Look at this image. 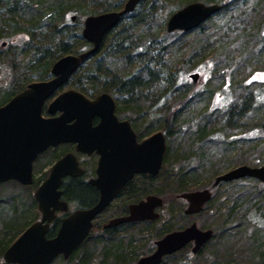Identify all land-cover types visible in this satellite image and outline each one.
<instances>
[{"label": "trees", "instance_id": "1", "mask_svg": "<svg viewBox=\"0 0 264 264\" xmlns=\"http://www.w3.org/2000/svg\"><path fill=\"white\" fill-rule=\"evenodd\" d=\"M126 1L0 0V13L6 15V20L0 21V29L7 27L18 29V32L25 34V40L29 36L31 41L38 25L41 24V28L49 30V33H44L46 35L42 43L40 42L45 49L34 48L30 51L26 49L27 62L25 60L24 64H29L26 66L29 71L25 74L26 81L20 90L33 81L47 80L52 64L59 58L81 53L91 47L81 37L82 20L76 17L73 24L60 26L65 23L67 12L83 15L87 13L86 17L94 16L119 11ZM193 2L220 5L221 10L216 14L217 16L234 8L230 0H143L131 14L123 17L118 25L107 32L97 53L86 60L69 79L71 87L88 97L100 93L114 96L117 99L118 112L134 123L138 134L151 132L156 129L154 128L156 126L158 127L156 130L164 132L167 142L169 138L181 142L178 145L182 153L170 154L171 165L168 163L169 147L168 150L166 149L163 166L167 165L168 170L162 166L161 171L152 178L151 183L143 179L144 177L135 181L136 187L132 186L131 193L127 194L128 198H135V201L147 195L145 192L151 187L156 188L163 183L164 186L168 183L170 193L176 196L191 190L206 188V185L197 188L195 184L203 176L201 173L214 163L213 157L208 152L215 150L219 144L222 150H229V152L234 150L237 142L264 144V81H253L252 84H256L253 88H249L252 84L248 86L242 84L245 86L242 97L239 98L237 95V100L229 105L226 111L222 110L217 126L216 124L212 126L216 119L212 118L209 112L220 109L209 103V99H207L206 106H203V111L193 110V107L203 99L201 90L193 93L191 91L193 84H186L180 79V73L174 65L175 62L172 63L170 60L182 49L181 39L187 33L175 32L171 38L175 35L176 39L161 37L159 40L156 31L162 24L158 32L167 36L164 24L168 18L177 10ZM84 8L89 11H85ZM211 19L205 21L196 30L201 34L202 31L210 32L208 31L210 27L206 26L207 29L204 27ZM263 24L255 25L256 28H260ZM207 38L208 36L205 35L199 40L196 39V46L204 44ZM30 42L25 47L31 48L28 46ZM253 44L258 50V53L255 52L257 57H262L264 38L255 39ZM196 50L200 51L199 47ZM44 59L46 61L43 64L41 61ZM232 62L235 64V61ZM104 65L107 67L105 71L103 70ZM31 67L32 71H30ZM6 68L8 69V66ZM2 70L0 69L1 73H3ZM225 74L226 72L222 71L221 76L224 77ZM246 87L248 90H245ZM211 92L212 90L208 94ZM9 98L0 101L1 105ZM223 128H229L234 134H245H242V138L233 135L232 139L230 138L231 141L227 142L223 136ZM57 152L59 153V151H54L48 156H57ZM235 161L236 166L245 165L244 159L240 158ZM260 163L261 161L256 160L252 165L259 166ZM212 175L214 179L216 173ZM41 180L43 179H34L32 186H20L15 182L0 184V187L12 186L15 191L9 199L6 196L0 197V264H5L2 258L4 251L37 220L33 213L37 205L32 190ZM159 180L162 182L157 185ZM243 180L251 182L248 179ZM238 181L221 183L213 188L217 194L213 193L201 212L196 215L209 213L212 219L209 227L204 225L201 227V230L212 231L211 239L201 251L193 255L188 251L189 246H187L178 253L165 257L160 264H198V260L202 258L204 264H209L211 260H213L211 264H235L239 258L237 255L242 253V243L245 242H249L253 248L248 264L264 263V251H261L263 250L261 241L264 239V188L260 186L259 190L253 191V187L251 189L244 187L237 192L228 191L229 186H235ZM220 187L226 188L223 194H218ZM135 188L136 191H134ZM62 192L63 199L71 203H69L71 209L87 208L96 201L95 190L79 180L66 182ZM160 192L161 190L157 191V189L153 191L157 195H161ZM3 194L0 192V195ZM223 197L225 201H222ZM163 201L164 205L161 210L166 211L173 201L164 199ZM216 201H222V206L213 207ZM227 202L229 204H226ZM182 207L179 208L177 217L187 222L191 216H185ZM105 215L107 214L103 213L98 219L106 220ZM171 216L170 212L167 217L160 213L155 221L123 224L105 230L101 229V223L96 220L83 244L67 260L60 257L52 264H135L140 257L153 251L156 240L174 230L186 227L187 224L171 226ZM58 225L59 220L53 223L48 237L54 236ZM95 231L97 234H94ZM217 241L223 253H226L227 248L231 251V256L229 257L228 253V257H223L222 262H214V256L217 254ZM142 243L146 247H141ZM213 245H215V250H210ZM206 250L215 254L209 257L208 254H204Z\"/></svg>", "mask_w": 264, "mask_h": 264}, {"label": "water", "instance_id": "2", "mask_svg": "<svg viewBox=\"0 0 264 264\" xmlns=\"http://www.w3.org/2000/svg\"><path fill=\"white\" fill-rule=\"evenodd\" d=\"M143 0H127L120 11L88 16L83 21L82 38L92 48L77 54L66 55L57 60L51 68L52 79L34 82L5 105L0 107V183L15 181L23 186L32 184V164L36 157L50 147L72 143L76 151L100 155L96 174L90 181L99 192L97 203L87 209L77 210L60 221L56 234L48 238L50 224L56 212H66L67 204L61 200L60 186L63 178L82 174L72 154L57 161L48 178L37 188L34 199L40 213V220L31 224L4 251L5 264H51L58 256L67 260L87 238L93 220L114 200L125 184L136 174L157 175L161 168L166 148L162 133L137 144L136 137L128 122L118 123L114 116L115 103L107 94L89 100L75 90L59 94L47 108L49 115L44 118V102L86 61L96 54L104 36L121 19L133 12ZM219 5L190 3L174 12L166 22L167 33L189 32L216 14ZM189 78L195 83L198 74ZM99 123L93 127V118ZM252 178L264 187V166H238L214 179L213 186ZM208 189L186 192L178 195L187 204L184 214H198L210 200ZM162 200L147 196L144 200L128 207V215L109 221L106 228L126 223L155 221L156 212ZM211 230H200L196 224L166 234L154 243L153 253L140 258L135 264H160L166 256L193 244L192 254L198 253L211 239Z\"/></svg>", "mask_w": 264, "mask_h": 264}, {"label": "rangeland", "instance_id": "3", "mask_svg": "<svg viewBox=\"0 0 264 264\" xmlns=\"http://www.w3.org/2000/svg\"><path fill=\"white\" fill-rule=\"evenodd\" d=\"M230 1L233 2L232 7L234 8L232 10H229L227 13H220L218 16L217 15L214 16L209 22H207L208 25L206 23L204 28L207 29L206 26L210 27L208 29V31L210 30V32L207 33L205 31L206 32L205 34V32L202 31L201 34V32L194 30L184 35L183 38L181 39L182 41L181 43L183 44L182 49L179 52H177L175 57L170 59L172 63L175 62L174 65L175 68L180 73V79L186 84L187 83L193 84V88L191 91L195 93V92H200L201 90V95L203 99L201 100L200 103L198 102L193 107V110L203 111L204 109L203 106L204 107L206 106V103L208 101L207 99H209V103L215 106V108L220 109L216 111H211V113L209 112V114L212 115V118L216 119L212 123V126H215L214 124H216L217 126V124L219 123L218 118L221 117L222 110L226 111V109L229 108V105H232L233 102L237 100L236 98L237 95L239 98L240 96L242 97L243 88L245 87L242 86V84L243 85L246 84L248 86L252 84L253 81H264V57H263L264 51L262 52L263 54L262 57H257L255 52L257 51L258 53V50L253 44L255 39L264 38L262 36L264 35V31H263L264 0H230ZM85 11H89V10L85 9ZM67 13L68 14L66 15L64 20L65 23L61 24L60 25L61 27L64 24L67 25L73 24L72 22L75 21L76 17L78 18V20L83 21L87 14L86 13L85 15H83L73 12H67ZM248 14L250 15L248 16ZM1 15L2 16H0V21L6 20L5 19L6 15L5 16L3 14ZM71 17H74L75 19L71 21L70 20ZM255 24L256 25L263 24V26L260 28H256ZM161 26L162 24L158 26V28L156 29L158 33L157 38L159 40H161V37H164V39L165 38L176 39L177 36L175 35L173 36V38H171L172 37L171 35H173L175 32L173 33L166 32L167 36L166 35L164 36V34L159 33L158 31L161 29ZM41 27H42L41 24L38 25L37 31L33 33V37H34L33 40L35 42V45L33 40L31 41V38L29 36L26 37L27 40H25L24 39L25 34H23L21 31L18 32V29H14L12 27L0 29V69L1 70L3 69L2 70L3 73L0 72V101L9 98L13 93L16 92V90L21 85L23 86L24 82L26 81L25 74H27V72L29 71V69H27L28 67H26L29 66V64L28 65L24 64L27 62L25 57L26 49H28L29 51L31 49L33 50L34 48L39 50L45 49V46H43V44L41 43L42 40L44 39V36L46 35L44 33H49V30H46L45 28H41ZM164 27L166 29V23L164 24ZM205 35L208 36L207 41H205V43L202 45L198 44L196 46L195 43L196 39L199 40L203 38ZM3 42H5L6 45L2 47L1 44ZM28 42H30L28 46H30L31 48L25 47V45H27ZM198 47L200 51L196 50ZM221 48H223V50ZM230 60L235 61V64ZM45 61L46 60L44 59V61L41 62H43L44 64ZM106 62L109 63L108 61ZM7 66L10 71H8V69L6 68ZM106 69L107 67H105L104 65L103 70L105 71ZM11 70L13 72H11ZM32 70L33 68L30 69V71ZM222 71L226 72L224 77L221 76ZM195 73L199 75V78L195 83H193L188 76ZM255 85L256 84H252L249 86V88L250 87L253 88ZM203 87L204 89H202ZM65 89H67V86L63 87L62 90ZM210 90H212V92L211 94H208ZM245 90H248V88L246 87ZM130 101L133 102L132 100ZM1 104L2 103H0V105ZM154 128L157 129L158 127L155 126ZM156 129L146 134V136L158 131ZM223 129H224L223 136L227 142L231 141L232 139L231 137H233V135L234 137L242 138V134L243 135L245 134V133L234 134V132L230 131L229 128L228 129L223 128ZM143 137H145V135ZM246 137L249 138L248 136ZM168 142L166 138V149L168 150L169 147L168 163L169 165H171L172 160L170 154L171 155L181 154L182 149L178 145L181 142H179L177 139L175 140L169 138ZM237 143L238 144L234 146V150H231L230 152L229 150L228 151L222 150L220 144L217 145L215 147V150L213 151H210V149H208L210 151L208 153H210V156L213 157L214 163L210 168H206V170L203 173H201L203 176H201L199 181L196 182L195 184L197 188L206 185V188L212 189V193L215 194L216 191L213 190L215 186H213V184H210L211 182L213 183L214 181L213 179L214 175L212 174L216 173V176H218L224 172H227L235 168L236 166L235 160L240 158L245 160L246 166L258 167L252 165V163H255L256 160L261 161L259 166H264V144H262L261 142H256V143L237 142ZM48 155L49 154H47V156ZM49 163L50 160H48L45 154L39 159V161L35 166V169L39 171H41V169L44 170ZM215 163L217 164L215 165ZM163 168L167 170L169 169L167 165L163 166ZM46 171L43 172L41 176L36 177L35 175L34 177L36 179H41L39 177H45L44 174L46 173ZM248 180L251 182H247V180L238 181L235 186H231V187L229 186L228 191L231 190L237 192L243 189L244 187L250 189L253 187V191L254 190L257 191L259 190V188H261L260 186H262V184L259 183L257 180L255 179H248ZM161 182L162 181L159 180L157 185ZM167 185L165 184L164 186L163 183L162 185H158L156 188L151 187V189H149L145 193L158 196L159 198H162L167 201H173L168 206L169 209H167L166 211L165 210L159 211V213L165 214L166 217L168 216L169 212L171 213L172 215L171 216L172 221L170 224L171 226L173 225V227H177V224L180 225L187 224L186 226H188L192 222H195L198 228L201 229L202 225L206 227H209L211 225L212 219L209 213L202 214L199 216L196 215L191 216L187 219V222L181 221L177 217L178 210L182 206H183L182 209L185 210L186 204L184 201L177 198L175 194L172 195L170 193V190L168 189L170 187H168ZM262 188L264 187L262 186ZM35 189L32 190V195ZM155 189H157V191L161 190L160 193L162 194L161 195L154 194L153 191ZM202 189H197V190H202ZM225 189L226 188L220 187L218 189V194H223V191ZM0 192L4 193L3 195H0V197L6 196L7 199H9L12 197L15 191L13 190L12 186L11 187L5 186V187H0ZM134 199L135 198L127 199V200L121 199L119 201H114L111 207H109V209L105 212V214H107L105 215L106 220L112 217V215H115L117 211L120 212L122 207H124L126 203L132 202ZM223 199L224 197L222 198V201H225V199L224 200ZM222 201L220 202L216 201L214 204L212 203L213 204L212 206L221 207ZM226 204L229 203L227 202ZM35 210L37 211V209H35L34 207L33 213H35L37 220H39L40 214L38 211L35 212ZM102 220L103 219L99 220V223H101V225L103 223ZM106 220L104 219V221ZM96 232L97 231H95L94 234H97ZM242 245H243V248H241L242 253H239L237 255V257L239 258L235 261L236 262L235 264H248L251 259L253 253L252 246L250 245L249 242L242 243ZM261 245L263 246V250L261 249V251H264V239L261 241ZM140 246L146 247L144 243L140 244ZM214 247L215 245H213V247L210 250H215ZM216 247H217L216 248L217 254L216 256H214V262H222L223 257H226L228 253H229V257L231 256L230 248H227L226 253H223L221 251V245L218 244V241ZM188 251L190 252V247L188 248ZM204 254H208L209 257H212L215 253L206 250ZM209 262H210L209 264H211L213 263V260ZM198 264H204L203 258L198 260Z\"/></svg>", "mask_w": 264, "mask_h": 264}, {"label": "flooded vegetation", "instance_id": "4", "mask_svg": "<svg viewBox=\"0 0 264 264\" xmlns=\"http://www.w3.org/2000/svg\"><path fill=\"white\" fill-rule=\"evenodd\" d=\"M1 46L3 47V46H5L4 45V43H2L1 44ZM49 79V78H48ZM47 79V80H48ZM33 82H35V81H33ZM33 82H31V83H33ZM31 83H29V84H31ZM29 84H27V85H25L24 86V88L22 89V90H20L21 89V87H22V85L16 90V92H15V94H18L19 92H21V91H23V90H25L26 88H27V86L29 85ZM65 86H67V89H65V90H62L63 89V87H65ZM62 90V91H61ZM68 90H76V89H74L73 87H71L70 85H69V79L61 86V87H59L58 89H57V91H55L45 102H44V105H43V108H42V116L44 117V118H55V117H57V116H59V113L58 112H56L54 115H49L48 113H47V108H48V105L59 95V94H61V93H63V92H65V91H68ZM76 91H78V90H76ZM78 92H80V91H78ZM81 93V92H80ZM14 94V95H15ZM83 96H85L87 99H89V100H94L96 97H98L99 95H101V94H98V95H95V96H90V97H88L87 95H85V94H83V93H81ZM13 95V96H14ZM112 99H113V101H114V103H115V110H114V116H115V119H116V121L118 122V123H122V122H128L129 123V127H130V129L133 131V133L135 134V137H136V143L137 144H139V143H141V142H143V141H145V140H147L148 138H150L153 134H155V133H157V132H159V131H161L162 132V134H164V132L162 131V130H158V131H156V132H154V133H151V134H149V135H147L146 136V134H148V133H150V132H146L145 134H138V132H137V130H136V128H135V125H134V123L131 121V120H129L128 118H126V117H124V116H120V114H119V112H118V104H117V99L114 97V96H112V95H110V94H108ZM12 96V97H13ZM12 97H10L9 98V100L12 98ZM8 100V101H9ZM8 101H6V102H8ZM5 102V103H6ZM4 103V104H5ZM99 121H100V119L98 118V117H95V118H93V121H92V126L93 127H95L98 123H99ZM145 135V137H143ZM165 135V134H164ZM54 151H59V153L57 154V156H53V157H51V156H48L47 157V154H49V155H51V153H53ZM165 152H166V149H165ZM46 154V157L48 158V160H50V163L46 166V168L43 170V169H41V171H39V170H37V169H35V166H36V164H37V162L39 161V159L43 156V155H45ZM68 154H72L74 157H75V160H76V162H77V166H78V168L82 171V174L80 175V176H77V177H65V178H63V180H62V183H61V186H60V191L62 192V188H63V186H64V184L66 183V182H68V181H76V180H79L80 182L82 181V183H84V184H86V185H88L89 187H91V188H93L94 190H95V193H96V201L94 202V204L93 205H91L90 207H92V206H94L96 203H97V201H98V199H99V192H98V190L94 187V186H92V185H90V181H93V180H95L96 178H97V174H96V169H97V165H98V161H99V158H100V155H98V154H96L95 152H92L91 154H87V153H80V152H77L76 151V145H74V144H72V143H64V144H59L58 146H56V147H51V148H49L48 150H46L44 153H42L41 155H39L37 158H36V160L34 161V163H33V168H32V172H33V175L35 176L36 175V177H38V176H41L42 175V173L43 172H45L46 171V169H47V171H46V173L44 174V176L45 177H41V179H43L42 181H44L46 178H47V176L49 175V171H50V169H51V167H52V165L54 164V163H56L57 161H59L60 159H62L64 156H66V155H68ZM164 155H165V153H164ZM163 159H164V156H163ZM48 167V168H47ZM162 168V167H161ZM161 171V170H160ZM159 171V172H160ZM159 172H158V174H159ZM157 174V175H158ZM157 175H155V176H157ZM155 176H151V175H149V174H136V175H134L126 184H125V186L121 189V191L118 193V195L114 198V201H119V200H121V199H125V200H127V199H133V198H128L127 197V194L128 193H131V187L133 186V187H136V185H135V181L138 179V178H143V179H147L148 181H149V183H151L152 182V178L153 177H155ZM35 178V177H34ZM149 178V179H148ZM36 179V178H35ZM41 181V182H42ZM209 188V187H208ZM129 189V190H128ZM210 190V192H211V194H213L212 193V189H209ZM134 191H136V188L134 189ZM147 196H155V195H152V194H147V195H145V196H143L141 199H139V200H137V201H135V200H133L132 202H128V203H126L125 204V206L124 207H122V209H124V210H122V211H117L116 212V214L115 215H112V217H110L109 219H107L106 221H104V220H102L103 221V223H102V225H101V229H111V228H115V227H111V228H106L105 226L109 223V221L110 220H112V219H115V218H119V217H124V216H127L128 215V207L129 206H131V205H134V204H136V203H138V202H140V201H142V200H144ZM155 197H158V196H155ZM159 198V197H158ZM211 198V197H210ZM62 199H63V192H62ZM64 200V199H63ZM65 201V200H64ZM113 201V202H114ZM162 201H163V199H162ZM112 202V203H113ZM70 203V202H69ZM69 203H68V205H69ZM112 203L110 204V206L109 207H111V205H112ZM71 204V203H70ZM163 205H164V201H163ZM70 206V205H69ZM90 207H87V208H90ZM161 208H162V206L160 207V208H158L156 211H157V213H159V211L161 210ZM79 209H86V208H75L74 210H72V211H75V210H79ZM107 209H109V208H107ZM106 212V211H105ZM105 212H103V213H105ZM102 213V214H103ZM101 214V215H102ZM66 216V215H65ZM62 217H64V215L63 214H61V213H57L56 214V220H59L60 218H62ZM55 220V221H56ZM98 222H99V220H98ZM192 223H194V222H192ZM191 223V224H192ZM126 224H131V223H126ZM123 225V224H122ZM125 225V224H124ZM154 249H155V247H154ZM154 249H153V251H154ZM153 251L151 252V253H153ZM150 253V254H151ZM149 255V254H148Z\"/></svg>", "mask_w": 264, "mask_h": 264}]
</instances>
